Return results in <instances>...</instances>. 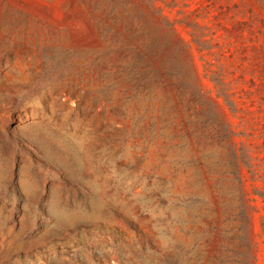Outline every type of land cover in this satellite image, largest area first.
Instances as JSON below:
<instances>
[{
  "label": "rangeland",
  "instance_id": "1",
  "mask_svg": "<svg viewBox=\"0 0 264 264\" xmlns=\"http://www.w3.org/2000/svg\"><path fill=\"white\" fill-rule=\"evenodd\" d=\"M261 189L264 0H0V264H264Z\"/></svg>",
  "mask_w": 264,
  "mask_h": 264
},
{
  "label": "trees",
  "instance_id": "2",
  "mask_svg": "<svg viewBox=\"0 0 264 264\" xmlns=\"http://www.w3.org/2000/svg\"><path fill=\"white\" fill-rule=\"evenodd\" d=\"M218 96L219 97H224L225 99H228L229 96L227 95V92L225 90V88H219L218 89ZM256 195L259 196L262 204H263V209H264V189L258 190L256 192ZM261 225H262V229H263V233H264V213L261 214Z\"/></svg>",
  "mask_w": 264,
  "mask_h": 264
}]
</instances>
